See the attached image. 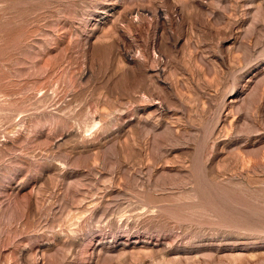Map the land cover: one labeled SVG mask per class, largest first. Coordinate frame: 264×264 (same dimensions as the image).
<instances>
[{
    "label": "rangeland",
    "instance_id": "374dc122",
    "mask_svg": "<svg viewBox=\"0 0 264 264\" xmlns=\"http://www.w3.org/2000/svg\"><path fill=\"white\" fill-rule=\"evenodd\" d=\"M0 264H264V0H0Z\"/></svg>",
    "mask_w": 264,
    "mask_h": 264
}]
</instances>
